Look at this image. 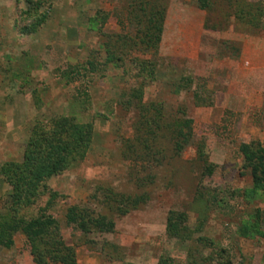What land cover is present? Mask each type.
I'll list each match as a JSON object with an SVG mask.
<instances>
[{"label":"rangeland","instance_id":"rangeland-1","mask_svg":"<svg viewBox=\"0 0 264 264\" xmlns=\"http://www.w3.org/2000/svg\"><path fill=\"white\" fill-rule=\"evenodd\" d=\"M207 4L165 0L162 40L147 48L136 44L133 0H0V212L11 190L2 166L23 162L35 126L64 119L89 126L90 143L22 213L56 218L79 263L264 264V190L252 193L240 151L264 145V0ZM185 119L193 134L179 152ZM72 205L113 219L114 231L68 223ZM171 211L189 238L168 233ZM256 221L262 234H240ZM22 242L18 232L0 247V264H18Z\"/></svg>","mask_w":264,"mask_h":264},{"label":"trees","instance_id":"trees-1","mask_svg":"<svg viewBox=\"0 0 264 264\" xmlns=\"http://www.w3.org/2000/svg\"><path fill=\"white\" fill-rule=\"evenodd\" d=\"M32 2V0H27ZM201 6L207 8V0H200ZM136 3L134 9V18L139 25L137 35L139 41L136 43L143 44L147 48H158L161 40L166 19L167 7L165 0H133ZM132 4V2H131ZM38 3L37 6L38 7ZM136 10L139 12L137 13ZM45 20L44 16L39 17L32 26L24 29L33 31L38 24ZM126 41V40H125ZM128 42V41H127ZM109 60H119L116 54L107 50ZM88 67L84 70L92 72L97 70L96 63L91 60ZM142 71L148 69L155 72L156 63L153 61H144L141 64ZM150 66V67H149ZM86 68V69H85ZM155 70V71H154ZM83 74L80 67L73 74ZM70 74V73H69ZM72 80L76 77L71 76ZM137 96L140 100L143 94ZM140 109L150 110L149 107ZM155 124L157 119L155 117ZM192 119H185L179 122V134L177 133L176 148L180 152L191 141L192 138ZM68 128L66 121L62 119L56 122L55 129L45 130L43 126H35L33 134L30 137L28 146L25 150L24 160L21 163L9 162L2 166L1 173L7 182L11 185L8 193V200L5 202L4 212H0V247L11 248L15 244V234L23 233L31 248V253L35 264H53L61 262L63 264H77L76 251L73 246L68 245L61 233V227L56 218L42 211L40 215L27 219L22 211L36 203L40 195L46 190L45 181L68 168L77 158V154H84L86 147L90 143V127L77 126L72 123ZM82 127V128H81ZM187 127L188 131L185 130ZM240 151L244 157V167L251 171L253 176L252 193L257 195L259 191L264 190V145L259 141H251L250 143H242ZM76 154V155H75ZM209 168L208 172H212ZM253 195V196H254ZM56 193L52 194L53 198ZM144 198H137V203ZM111 201L123 202L122 198H113ZM128 208V207H127ZM44 210V209H42ZM120 213L128 212V209L122 208L120 205L117 209ZM68 223L75 225L83 232H112L115 228V221L108 219L105 215H95L93 211L79 205H72L67 211ZM184 218L171 211L167 221V231L171 236L180 239H187L191 236L187 227L184 225ZM261 233L259 221L253 222L250 226H244L240 230V234L244 236ZM191 264H200L192 261Z\"/></svg>","mask_w":264,"mask_h":264},{"label":"crops","instance_id":"crops-1","mask_svg":"<svg viewBox=\"0 0 264 264\" xmlns=\"http://www.w3.org/2000/svg\"><path fill=\"white\" fill-rule=\"evenodd\" d=\"M17 248H19L20 252L17 258L18 264H35L33 255L31 253V248L27 244V248L24 249L23 247L25 246V243L22 242L20 245L16 244ZM55 264H63L61 262H57ZM77 264H84V263H79V260H77ZM87 264V263H86Z\"/></svg>","mask_w":264,"mask_h":264}]
</instances>
